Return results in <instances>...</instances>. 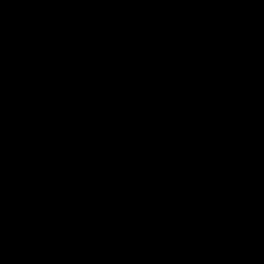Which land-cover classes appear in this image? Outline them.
I'll use <instances>...</instances> for the list:
<instances>
[{
	"label": "crops",
	"instance_id": "1",
	"mask_svg": "<svg viewBox=\"0 0 264 264\" xmlns=\"http://www.w3.org/2000/svg\"><path fill=\"white\" fill-rule=\"evenodd\" d=\"M26 1L33 18L35 11L48 9L55 23L89 12L97 4V0H86L80 9L76 0ZM160 1L140 0L147 14L138 40L157 48L159 65L153 91L143 100L132 91L127 67L118 69L104 90L92 93L73 61L44 68L27 66L24 57L14 54L11 37L0 40L1 56L13 64L0 66L4 132L0 148V259L31 246L22 207L39 202L46 189L61 194L79 187L80 197L94 206L97 222L91 228L95 247L84 251L91 258L107 251L115 253L114 244L122 236L140 242L164 227L198 228L203 204L200 196L213 173L249 151V140L229 132L219 134V130L194 143L174 117L176 107H185L183 97L194 94L190 80L193 57L187 55L183 43L191 37L190 23L198 18L199 5L198 0ZM129 2L122 0L117 5L116 17L123 15ZM112 16L110 13L96 22L108 25ZM170 67L175 71L169 72ZM142 107L146 119L136 128L132 117ZM27 113H35L36 121L24 124ZM60 117H65L74 131L79 145L76 152L67 153L56 126ZM108 155L113 157L111 163ZM132 167L145 171L152 186L147 203L139 209L131 203L122 175ZM85 185L89 191L84 190Z\"/></svg>",
	"mask_w": 264,
	"mask_h": 264
},
{
	"label": "trees",
	"instance_id": "2",
	"mask_svg": "<svg viewBox=\"0 0 264 264\" xmlns=\"http://www.w3.org/2000/svg\"><path fill=\"white\" fill-rule=\"evenodd\" d=\"M121 1L97 0L95 9L58 23L53 21L48 9L35 11L36 26L32 29L24 14V0H0V37L6 32L12 34L14 54L24 57L27 66L44 68L73 61L92 93L104 90L106 84L116 78L118 69L127 67L132 91L143 100L153 91L159 65L157 48L150 43H140V31L134 29L136 13L142 9L140 0H129L123 15L112 18L105 32L92 29L100 17L114 15ZM76 2L83 9L86 0ZM209 4L210 0H198L199 16L191 21V37L183 43L187 55L193 57L190 80L195 94L194 108L183 125L194 143L214 134L222 111L227 116V125L231 123L226 108L231 66L235 57L246 49L244 27L253 22L248 21L245 14L251 4L243 10L221 9ZM216 110L220 114H215ZM132 118L137 128L146 119V108L142 107ZM56 126L62 133L67 153L76 152L79 145L69 121L60 117ZM3 145L0 118V148ZM122 175L134 208L143 207L152 187L148 175L138 167L122 171ZM56 202L64 206L62 193L57 194ZM85 202L89 206L90 223L94 225L97 222L94 206ZM33 209L37 219L48 227L54 213L52 203L36 202Z\"/></svg>",
	"mask_w": 264,
	"mask_h": 264
},
{
	"label": "built area",
	"instance_id": "3",
	"mask_svg": "<svg viewBox=\"0 0 264 264\" xmlns=\"http://www.w3.org/2000/svg\"><path fill=\"white\" fill-rule=\"evenodd\" d=\"M168 0H161L160 3H166ZM147 10L142 9L136 13L137 22L134 29L140 32L145 30ZM97 29H100L99 27ZM105 32L104 29H102ZM12 37L11 33H3L0 40ZM246 39V49L239 55L242 62L241 72L235 82L230 83L228 87L229 98L227 99V111L234 127V132L247 138L251 142V147L235 163L220 168L215 171L211 183L204 189V198H201V215L203 217L206 208L210 205L216 195L222 180L229 174L238 170L251 162L261 147L259 140L253 133L248 131L242 122V107L244 99L253 74L255 56L258 43V31L255 27H248L244 31ZM11 59H4L0 54V66L12 67ZM169 72H174L175 67L168 68ZM188 112L185 108H175V117L177 121L185 120ZM36 121L35 113H27L23 117L24 124H30ZM264 129V120L261 123ZM150 158V157H148ZM108 162L113 161V157L108 155ZM145 161L141 168H146ZM107 176L111 175L107 171ZM85 191H89V186L85 185ZM71 193V195H69ZM64 206L57 203V193L45 190L43 197L39 200L42 203H52L54 213L51 216L48 227H45L36 217L33 203H26L22 209L25 219V227L31 237V246L16 250L0 259V264H121L120 260L112 251L105 254L93 255L91 258L84 251L89 247H95L93 236L91 234L92 224L89 218V206L80 197L79 187H74L71 191L62 193ZM2 213V212H1ZM200 227V226H199ZM198 228L189 227H164L161 231L143 241L137 242L133 237L122 236L118 239V245L123 250H134L139 253H147L159 249L171 243L192 241L199 231ZM16 235L15 231L11 232Z\"/></svg>",
	"mask_w": 264,
	"mask_h": 264
},
{
	"label": "water",
	"instance_id": "4",
	"mask_svg": "<svg viewBox=\"0 0 264 264\" xmlns=\"http://www.w3.org/2000/svg\"><path fill=\"white\" fill-rule=\"evenodd\" d=\"M248 27L257 29L261 43L259 24L250 22L244 29ZM263 105L264 60L261 63L257 49L241 116L244 127L261 140L259 152L222 180L193 241L153 250L124 264H264Z\"/></svg>",
	"mask_w": 264,
	"mask_h": 264
},
{
	"label": "rangeland",
	"instance_id": "5",
	"mask_svg": "<svg viewBox=\"0 0 264 264\" xmlns=\"http://www.w3.org/2000/svg\"><path fill=\"white\" fill-rule=\"evenodd\" d=\"M28 4H29V2L24 0V7L26 8V10L24 11V14L27 17V20L29 21V24L31 26L35 27L33 13L27 7ZM245 14H246V19L248 21H253V22L259 24L260 29L262 31V34L264 35V0H259V3L251 4L248 8L245 9ZM112 18H116L115 14L112 16ZM260 40L258 38L257 49L261 50V63H263V60H264V36L262 37V42L261 43H260ZM241 66H242V62H241V60H239V55H238V56L235 57V59H234V61L232 63V66H231V78H230V81H233V79H236L237 76L239 77L240 72H241ZM189 92H191V90H189ZM194 96H195V94L192 93L191 95H185V97H183L184 99H182L183 100L182 103L185 105V107H181V108H185L188 113H189L188 108L190 110H192V106L195 104ZM228 98H229V92H228L227 99ZM263 107H264V105H263ZM177 108H179V107H177ZM226 108H227V104H226ZM215 114H220V113H218V111L216 110ZM174 117H175V109H174ZM262 117L264 119V113H263ZM215 118H216V116H215ZM217 120H218V123L215 125V131L216 132L219 130V132H218L219 134L220 133H224V132L237 134V133L234 132V127H233L232 123H230V125L229 124L227 125V123H226L227 116L225 115L224 111H222L221 115H218V119ZM230 121H231V119H230ZM181 123H183V120L181 121ZM202 131L204 132V128H203ZM238 135H240V134H238ZM217 170H219V169H217ZM91 234L93 236V241H94L96 235H94V231L93 230H91ZM113 248H114V251L117 254L121 264H124V263H126V262H128L130 260H133L135 258L134 254H133L134 250H123L121 247L117 246V243L114 244ZM98 250H101V248L98 247Z\"/></svg>",
	"mask_w": 264,
	"mask_h": 264
},
{
	"label": "snow or ice",
	"instance_id": "6",
	"mask_svg": "<svg viewBox=\"0 0 264 264\" xmlns=\"http://www.w3.org/2000/svg\"><path fill=\"white\" fill-rule=\"evenodd\" d=\"M254 3H259V0H210L209 5L221 9L243 10L244 6Z\"/></svg>",
	"mask_w": 264,
	"mask_h": 264
},
{
	"label": "bare ground",
	"instance_id": "7",
	"mask_svg": "<svg viewBox=\"0 0 264 264\" xmlns=\"http://www.w3.org/2000/svg\"><path fill=\"white\" fill-rule=\"evenodd\" d=\"M107 26H108L107 24H103V23H100V22H96L95 25H94V27H93L92 29H93V30H97V28L99 27L101 30H102V29L105 30V29L107 28ZM131 27H132V26H131ZM102 31H103V30H102ZM196 235H197V234H196ZM153 236H154V235H153ZM155 236H156V234H155ZM151 237H152V236H151ZM195 237H196V236H195ZM195 237H194V238H195ZM119 238H120V237H119ZM119 238H118V239H119ZM134 239H135V238H134ZM193 240H194V239H193ZM193 240H192V241H193ZM184 242H191V241H184ZM117 243H118V240H117ZM177 243H180V242H177ZM172 244H175V243H171V245H172ZM168 246H169V245H168ZM119 247H120V246H119ZM165 247H167V246H165ZM162 248H164V247H162ZM159 249H160V248H159ZM155 250H157V249H155ZM134 252H136V251H134ZM149 252H150V251H149ZM136 253H137V257L140 256V255L145 254V253H139V252H136ZM147 253H148V252H147Z\"/></svg>",
	"mask_w": 264,
	"mask_h": 264
},
{
	"label": "flooded vegetation",
	"instance_id": "8",
	"mask_svg": "<svg viewBox=\"0 0 264 264\" xmlns=\"http://www.w3.org/2000/svg\"><path fill=\"white\" fill-rule=\"evenodd\" d=\"M246 97V96H245ZM244 101H245V99H244Z\"/></svg>",
	"mask_w": 264,
	"mask_h": 264
}]
</instances>
